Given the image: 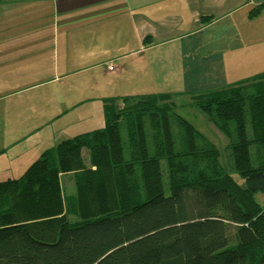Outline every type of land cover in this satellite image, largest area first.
<instances>
[{
    "label": "trees",
    "instance_id": "trees-1",
    "mask_svg": "<svg viewBox=\"0 0 264 264\" xmlns=\"http://www.w3.org/2000/svg\"><path fill=\"white\" fill-rule=\"evenodd\" d=\"M185 95L227 138V165L245 180L248 205L230 189L220 149L175 112ZM102 100V127L0 181V264H264V206L254 199L264 192V71L194 94Z\"/></svg>",
    "mask_w": 264,
    "mask_h": 264
},
{
    "label": "rangeland",
    "instance_id": "rangeland-1",
    "mask_svg": "<svg viewBox=\"0 0 264 264\" xmlns=\"http://www.w3.org/2000/svg\"><path fill=\"white\" fill-rule=\"evenodd\" d=\"M4 2L7 3L8 0ZM105 7L112 6L106 4ZM147 8L145 5L142 9L133 10L132 13L139 15ZM97 9H91L88 15L98 18L94 22L96 28L110 25L108 33L118 35L120 34L118 22H121L126 30L130 27V30L124 33V41L109 45L102 43L97 48H92L91 43L85 38L90 33V28L86 29L88 21L85 19L88 17L83 18L81 16L83 12H78L77 19L75 12L68 14L66 16L68 20L60 29L57 24L53 25L52 19L49 20L46 15L38 13L35 15V22L43 23L36 30L34 55H30V49L28 55L22 54L16 59L19 63L13 69L10 67V70L4 69L5 73L1 78L3 80H0V83H3L0 87V99L1 115L4 119L2 138L8 154L2 158L5 168L2 170L4 175L0 174L1 181L7 176L19 177L24 168L36 160L44 149L53 147L70 136L102 127L104 125L102 98L151 93L194 94L203 90L223 88L264 71V49L259 47L258 35L255 33L258 23L253 25L241 23L239 30L241 35L245 34L247 38L245 48L225 51L222 69H215L213 64L208 71V65H205L207 74L203 80L204 84L186 89L182 76L177 81L172 80L182 73L178 64L181 59L164 58L167 51L174 53L176 48L154 46L158 39H154L152 43H141L129 13L123 15L127 10L108 12L102 9V13H96ZM239 17L242 18V15ZM256 18L257 16H253L251 20ZM82 22L85 27L81 25ZM201 32L206 35L207 41L209 30L201 29ZM82 33L84 38L81 43ZM68 38L71 39L67 40ZM203 48L205 55H208L206 47ZM111 59H115V62L106 64V60ZM94 60H97V64ZM252 60L254 64H249ZM109 64H113L115 71L109 70ZM58 76H61V79L57 78V82L49 80V77ZM41 80L45 82L41 83ZM169 82H175L177 86ZM158 86L161 88L157 89ZM177 103L175 112L190 121L202 137L220 149L221 158L228 169L230 189L238 192L243 202L248 205L249 201L242 191L245 180L227 165L229 160L227 138L204 115L198 113L200 111L189 95L180 97ZM121 135L125 139V130L122 126ZM81 153L84 162L88 163V150L82 148ZM9 157L13 162L8 170L5 159ZM75 179L76 174L72 172L61 176L66 194L74 191ZM165 192L168 193L167 185ZM254 199L264 206V192H257Z\"/></svg>",
    "mask_w": 264,
    "mask_h": 264
},
{
    "label": "crops",
    "instance_id": "crops-1",
    "mask_svg": "<svg viewBox=\"0 0 264 264\" xmlns=\"http://www.w3.org/2000/svg\"><path fill=\"white\" fill-rule=\"evenodd\" d=\"M261 3H264V0H130V2L128 0H8L7 3L0 0V80H3L1 78L5 73L4 69L10 70L18 65L19 62H16V59L20 55H28L30 49V55H34L36 30L43 23L35 22V15L38 13L46 15L49 20L52 19L53 25L57 24L60 29L62 24L64 25L68 20L66 17L68 14L75 12L77 19L78 12H83L81 16L88 17L85 19L88 21L86 29L90 28V33L85 38L91 43L92 48H97L102 43L109 45L124 41V33L130 30V27H127L126 30L121 22H118L120 28L118 35L108 33L110 25H102L97 28L94 26V22L98 18L88 15L91 9L98 8L96 13H102V9L108 12L127 10L123 15L129 13L130 19L132 23L134 22L139 33L138 39L141 40V43L146 35H151L152 42L154 39H158L154 46L176 48L174 53L167 51L164 54V58L181 59L178 64L182 73L172 80L177 81L182 76L183 86L185 85L186 89L194 88L198 84H204L203 80L207 74L205 65H208V71L213 64L215 69H222L225 51H237L245 48L247 38L245 34L241 35L239 30L241 23H252V25L258 23L255 33L258 35L259 47L264 49V9L256 19L251 20L252 18L248 16L249 10ZM106 4L112 7L106 8ZM145 5L148 8L146 11L144 10V13L139 15L132 13L133 10L142 9ZM201 15L212 16V20L201 25ZM239 15H242V18ZM235 16H237L236 20ZM201 29L209 30L207 41L206 35L201 32ZM84 33L81 34V43ZM29 38L31 39L28 40ZM203 47H206L208 55H205ZM73 59L75 60V58ZM94 61L97 64V60ZM111 62L114 63L115 59L106 60V64ZM249 64H254V60ZM57 78L61 79V76L49 77V80L53 79L54 82H57ZM40 82L45 81L41 80ZM169 83L177 86L175 82ZM1 85H3L2 82L0 87H2ZM156 88L159 89L161 86ZM1 110L2 100L0 99V174L4 175L2 170L5 168V164L2 158L7 156L8 150L4 149L5 142L2 138L4 126ZM5 161L9 170L13 161L10 157ZM7 178L12 177L7 176Z\"/></svg>",
    "mask_w": 264,
    "mask_h": 264
},
{
    "label": "built area",
    "instance_id": "built-area-1",
    "mask_svg": "<svg viewBox=\"0 0 264 264\" xmlns=\"http://www.w3.org/2000/svg\"><path fill=\"white\" fill-rule=\"evenodd\" d=\"M108 68H109V70H114L115 69V67L113 66V64L109 65Z\"/></svg>",
    "mask_w": 264,
    "mask_h": 264
}]
</instances>
